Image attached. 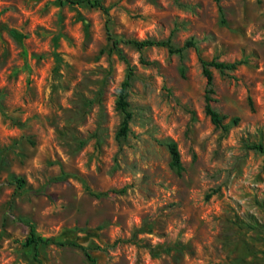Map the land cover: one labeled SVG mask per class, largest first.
<instances>
[{
	"label": "rangeland",
	"instance_id": "rangeland-1",
	"mask_svg": "<svg viewBox=\"0 0 264 264\" xmlns=\"http://www.w3.org/2000/svg\"><path fill=\"white\" fill-rule=\"evenodd\" d=\"M95 1L0 0V264H39L29 223L43 264H264V0ZM200 57L243 61L212 68L227 129Z\"/></svg>",
	"mask_w": 264,
	"mask_h": 264
},
{
	"label": "trees",
	"instance_id": "trees-1",
	"mask_svg": "<svg viewBox=\"0 0 264 264\" xmlns=\"http://www.w3.org/2000/svg\"><path fill=\"white\" fill-rule=\"evenodd\" d=\"M70 3H80L87 0H67ZM216 3L219 5V10L222 11V6L220 5L221 0H215ZM94 5L99 6L102 10H104L105 13L109 15L110 8L106 7L104 4H102L99 0H96L93 2ZM108 35L109 38L113 40V45L116 49L120 51V48L118 47L119 42H125L130 43L136 46L139 49L148 48V47H166L170 54H182L185 50L196 47V43L192 40H187L183 45L181 46H175L171 39H164V40H154V39H114L113 36L110 34V31L108 29ZM124 59H126L125 56L122 55ZM200 61L203 68V74L206 78V88H205V113L210 117L212 123L216 127H221L223 129H227L226 124L224 123L225 116H223L213 105V103L216 101L213 97L215 91H214V76L212 68L218 69L220 71L225 70H234L236 69L239 64L243 63V61H235L232 63H228L225 61H220L216 58L212 60L204 59L203 57H200ZM133 72L132 68L129 69V72L127 74L126 79L123 81L119 96L117 99V107L124 113V118L121 124V127L119 128L117 132V137L126 136L129 131V123L131 119V112L128 110L129 103L127 100L128 97V89L131 85V78H132ZM170 153H171V166L177 168L178 170L182 169V161H181V153L178 148V145L176 142H169L168 144ZM252 148L259 149L264 152V146L262 144H252ZM61 178H55V180H60ZM15 182L19 185V187H23L26 184V180L24 177H20L15 179ZM29 234L25 239L24 245L25 246H31L34 245L35 252H34V258L39 264H43L42 260L39 258L40 255V246L43 244H49L52 242H55V240L51 237L44 238L40 236L36 231V226L33 223H29ZM61 245H70L77 248H80L88 260L92 264H98L96 258L91 254L90 248L84 246L83 244H80L77 241L71 240V241H64L60 242Z\"/></svg>",
	"mask_w": 264,
	"mask_h": 264
}]
</instances>
